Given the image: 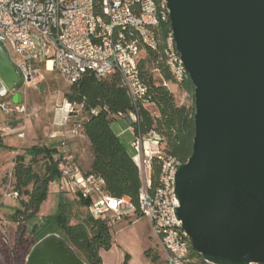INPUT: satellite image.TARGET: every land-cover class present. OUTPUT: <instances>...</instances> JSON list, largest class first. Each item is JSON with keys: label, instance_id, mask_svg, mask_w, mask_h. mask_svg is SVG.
Listing matches in <instances>:
<instances>
[{"label": "water", "instance_id": "water-1", "mask_svg": "<svg viewBox=\"0 0 264 264\" xmlns=\"http://www.w3.org/2000/svg\"><path fill=\"white\" fill-rule=\"evenodd\" d=\"M167 7L194 103L191 153L174 176L175 215L205 262L263 263L264 0H167ZM19 84L0 45V97ZM23 264L87 263L50 232Z\"/></svg>", "mask_w": 264, "mask_h": 264}, {"label": "built area", "instance_id": "built-area-1", "mask_svg": "<svg viewBox=\"0 0 264 264\" xmlns=\"http://www.w3.org/2000/svg\"><path fill=\"white\" fill-rule=\"evenodd\" d=\"M167 21V0H0V45L20 75V84L0 101V111L26 112L23 89L40 74V68L56 71L69 84L85 73L103 77L117 72L133 107L117 116L129 119L131 158L140 180L137 202L128 196L104 194L103 179L81 168L68 140L83 135L78 119L82 105L66 99L54 107L49 134L51 139L59 138L62 148L54 156L60 172L55 180L58 190L90 199L91 212L98 217L147 218L165 253V264H187L190 239L175 215L179 204L174 193L175 172L183 161L166 151L161 133H143L138 127L137 110L149 103L151 94L140 77L137 60L142 46L158 49L157 30ZM157 62L171 74L172 82L163 80L167 88L169 83L179 86L189 79L171 29L159 47ZM15 92L22 95L20 103L12 102ZM180 104H185L183 99ZM17 136L23 137V131ZM8 196L16 197L17 192Z\"/></svg>", "mask_w": 264, "mask_h": 264}, {"label": "trees", "instance_id": "trees-1", "mask_svg": "<svg viewBox=\"0 0 264 264\" xmlns=\"http://www.w3.org/2000/svg\"><path fill=\"white\" fill-rule=\"evenodd\" d=\"M170 30L169 21L162 22L158 28L159 47L163 38ZM158 49L141 47L137 60L139 74L151 94L149 100L157 111L152 114L146 105H140L138 127L145 133L155 130L165 138L166 151L181 161H185L191 153L194 135V103L177 104L173 93L163 85V80L172 82L169 70L157 62ZM155 68L159 72L153 71ZM184 91L193 93L190 79L177 86ZM66 100L81 104L86 115L82 129L90 142L92 161L87 174H94L103 179V192L108 196H128L136 203L140 180L138 170L118 134L113 130L111 122L118 118V113L127 114L133 111L126 90L121 85L117 72L103 77L85 73L77 82L66 90ZM3 99L0 98V101ZM92 110L94 112H92ZM0 148H8L0 133ZM59 152L58 143L35 144L25 149L23 154H17L14 159L13 176L14 191L26 197L21 199L20 207L14 209L11 220L18 223L15 243L8 247L0 236V255L5 263L11 260L14 264H23L30 246L50 232L61 234L76 250L87 264H103L99 250L110 249L113 243L112 223L106 217L95 216L90 209V199L80 198V204L87 208V215L71 223V215L61 206L59 211L44 216L35 223L29 237L25 236L26 222L39 212L41 205L47 199L49 184L58 179L60 172L54 156ZM30 156L29 162H25ZM39 158V159H38ZM41 160L43 170L35 169V164ZM158 176V168L154 167L153 179ZM31 188H28V187ZM148 255V250L145 251ZM187 264H209L192 251L190 247ZM128 255L122 264H127Z\"/></svg>", "mask_w": 264, "mask_h": 264}, {"label": "rangeland", "instance_id": "rangeland-1", "mask_svg": "<svg viewBox=\"0 0 264 264\" xmlns=\"http://www.w3.org/2000/svg\"><path fill=\"white\" fill-rule=\"evenodd\" d=\"M70 85L56 71H45L40 68V74L23 89L26 112L7 114L0 111V133L8 132V136L11 138L10 142L6 144L8 148H0V236L10 248L14 246L18 230V223L11 220V215L15 207H20L21 199L26 198L18 193L16 197L8 196V194L14 192L13 167L15 156L23 154L25 149L32 145L49 144L53 141L49 138V134L53 132L51 120L54 107L56 103H61L65 99L64 94ZM168 89L173 93L177 104H180L182 99L189 106L193 104V93L184 91L172 83H169ZM147 105L152 114L157 113L153 105H150V103ZM85 118L86 115L80 111L78 119L84 120ZM128 125L129 123L125 120H113L111 122L113 130L118 134L128 152L132 153V135L127 130ZM18 127H22L23 132H25L23 138L17 137L16 132L9 130ZM5 128L8 129L5 130ZM17 139H19V142H17ZM3 143L6 142L3 141ZM29 160L30 156H26L25 162H29ZM35 169L40 172L43 170L41 160H38L35 164ZM69 201L71 205L67 213L71 214V218L77 217L80 219L87 215L86 208L80 207L78 202H73L75 200L69 199ZM55 202L56 200L50 194L37 215L28 219L26 222V237H29L32 226L43 219L45 216L43 214L52 215L57 212L58 207ZM106 216L112 223L111 232L114 242L109 250L101 252L104 264H122L126 255H128L127 264H165V253L153 237L147 218L141 216L135 220L125 217L117 220L115 217H111L110 214ZM70 222H74L73 218ZM118 224L121 225L115 229ZM146 250H148V255L145 254ZM0 264L14 263L11 260L9 263H5L0 255Z\"/></svg>", "mask_w": 264, "mask_h": 264}, {"label": "crops", "instance_id": "crops-1", "mask_svg": "<svg viewBox=\"0 0 264 264\" xmlns=\"http://www.w3.org/2000/svg\"><path fill=\"white\" fill-rule=\"evenodd\" d=\"M115 120H120V121L125 120V121H127L129 123V119L127 117L117 118ZM6 129H8V128H5V130ZM9 130H13L11 132H16L18 134L19 132L23 131V128L22 127H18V128L9 129ZM23 133H24V136H25V132H23ZM8 134L9 133L8 132H5V131L3 133H1V140H2V142L3 141L6 142V143H4L5 145L8 144V142H10L9 140L11 139L8 136ZM23 137H20V138H23ZM52 140L53 141H56L58 143V149L59 150H62V148L59 147V138H55V139H52ZM17 142H19V139H17ZM9 144L11 146H14L12 143H9ZM6 146H8V145H6ZM68 147L73 151V153L75 154V156L77 158V161H78L79 165L81 166V168L83 167L84 169L83 168L82 169L86 172L89 169L90 165H91L92 152H91V149H90V142H89L87 136L84 134V132H83V135H81V136L70 137L69 140H68ZM1 149H3V148H1ZM50 194L56 200L55 203H56V205L58 207L57 208V212L59 211V209H60L61 206H63L67 210V212L69 211V206L71 205L69 199L70 200L71 199L72 200H75L73 202H78V205L80 207L86 208L85 206H83V205L80 204V197L78 195H75V194H72V193H69V192H61V191H59L58 190V187H57L56 181H53V182H51L49 184V193H48V196ZM86 210H87V208H86ZM43 215L47 216L46 214H43ZM72 218H73V221L74 222H77V221L83 219V218H80L79 219L77 217H72ZM117 220H119V219H117ZM120 225L121 224H118L117 226H115V229L118 226H120ZM113 242H114V237H113ZM102 251L103 250H99L100 257H101V252ZM101 259H102V257H101ZM102 263H103V261H102Z\"/></svg>", "mask_w": 264, "mask_h": 264}]
</instances>
